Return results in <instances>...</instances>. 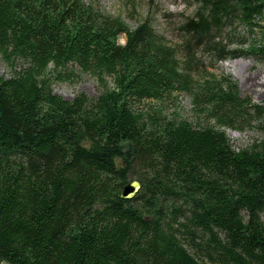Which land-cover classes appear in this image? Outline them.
<instances>
[{"label":"trees","instance_id":"16d2710c","mask_svg":"<svg viewBox=\"0 0 264 264\" xmlns=\"http://www.w3.org/2000/svg\"><path fill=\"white\" fill-rule=\"evenodd\" d=\"M196 1L185 46L264 57V0ZM234 22L260 37L232 48L216 34ZM0 54L26 63L0 77V264H264V143L231 146L250 101L227 78L193 93L216 126L145 109L192 91L193 53L81 0H0ZM69 63L112 85L62 99L44 74Z\"/></svg>","mask_w":264,"mask_h":264},{"label":"rangeland","instance_id":"374dc122","mask_svg":"<svg viewBox=\"0 0 264 264\" xmlns=\"http://www.w3.org/2000/svg\"><path fill=\"white\" fill-rule=\"evenodd\" d=\"M81 1L86 5H92L101 14L120 18L131 27L147 19L150 27L162 42L175 49L176 58L180 63L185 62L189 54L193 53L191 65L189 67H184V63L182 65L192 77V91H174L169 98L161 101L148 100L143 103L145 109H154L167 119L183 118L195 126L197 124L216 126L213 120L199 114V106L195 103L193 93L202 91L208 84H213L214 80L227 78L235 85L238 96L250 101V105L242 111L244 121L240 126L227 130L231 146L235 149H248L264 143V117L260 114L256 115L252 109V105L262 106L264 104V57L251 55L215 62L212 60V55L203 51L202 45L199 47H193L191 44L185 46L189 38L185 24L197 19L199 4L196 0ZM258 22L264 25V16ZM216 35L229 43L232 48L242 44L243 49L247 48L252 39L260 37L258 29L249 32L238 22L227 25ZM124 42L125 36L121 34L118 43L123 44ZM236 60L243 62L240 67L236 66L239 74L231 67V63ZM25 66L26 63L19 58L14 59L10 65L0 54V77H11L15 71ZM70 73L74 75L69 76ZM44 77L52 92L67 101L81 93L89 99H95L112 85L109 75L102 74L100 77L97 72L84 71L77 64L72 63L66 65L65 68L50 65ZM225 86L226 84L223 83V88ZM132 180H137V178L129 179V181Z\"/></svg>","mask_w":264,"mask_h":264},{"label":"water","instance_id":"95a60500","mask_svg":"<svg viewBox=\"0 0 264 264\" xmlns=\"http://www.w3.org/2000/svg\"><path fill=\"white\" fill-rule=\"evenodd\" d=\"M141 184L138 180H132L125 185L120 193L121 198L131 199L139 191Z\"/></svg>","mask_w":264,"mask_h":264},{"label":"bare ground","instance_id":"6f19581e","mask_svg":"<svg viewBox=\"0 0 264 264\" xmlns=\"http://www.w3.org/2000/svg\"><path fill=\"white\" fill-rule=\"evenodd\" d=\"M241 66V65H243V62L242 61H240V60H236V61H233L232 63H231V67L232 68H234L235 69V72L237 73V74H239V72H238V67H236V66ZM128 184V183H127ZM126 184V185H127ZM124 187V186H123Z\"/></svg>","mask_w":264,"mask_h":264}]
</instances>
